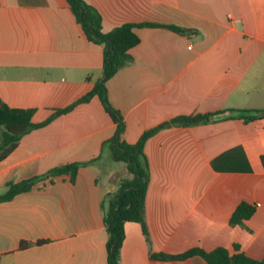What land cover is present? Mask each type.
Here are the masks:
<instances>
[{
	"label": "crops",
	"instance_id": "obj_1",
	"mask_svg": "<svg viewBox=\"0 0 264 264\" xmlns=\"http://www.w3.org/2000/svg\"><path fill=\"white\" fill-rule=\"evenodd\" d=\"M108 32L137 26L132 60L106 82L108 99L124 121L121 139L180 115L210 113L209 121L170 125L144 144L149 177L145 236L124 224L120 264H207L199 255L157 260L192 247L234 244L264 261V117L245 122L229 109H264V0H85ZM103 69V46L87 39L67 0H0V99L34 108L45 120L88 93ZM116 124L97 96L24 134L0 161V193L8 182L47 173L31 189L0 202V264H107L102 201L131 178L109 169L108 140ZM123 163V162H122ZM126 167V164H123ZM127 169V168H126ZM241 202L255 206L243 225H231ZM35 242L19 247L20 241Z\"/></svg>",
	"mask_w": 264,
	"mask_h": 264
},
{
	"label": "trees",
	"instance_id": "obj_2",
	"mask_svg": "<svg viewBox=\"0 0 264 264\" xmlns=\"http://www.w3.org/2000/svg\"><path fill=\"white\" fill-rule=\"evenodd\" d=\"M76 20L81 25L83 32L90 41L103 46V69L102 75L93 88L76 101L64 108H56L45 120L33 122L34 108L10 107L0 99V161L6 157L16 146L21 137L32 129L46 125L56 116L70 111L76 104L87 102L93 96L101 101L105 111L116 124L113 136L108 140L112 151V159L126 164L131 178L120 180L119 188L114 193H109L102 201L104 208L103 220L108 232L106 241L107 264H120V250L125 237L124 224L134 221L141 224L143 232L148 237L144 223L145 194L148 184L149 169L148 161L144 153L145 141L156 131L170 125L191 126L209 121L210 113H196L180 115L163 122L154 128L144 131L134 143H128L121 139L124 130V121L119 110L114 108L108 99L106 82L122 66L127 65L132 57L129 50L139 42V37L134 29L137 26H162L175 31L182 28L175 25L159 23H124L112 28L108 32L102 30V17L99 11L85 0H67ZM229 111L230 117L241 118L248 122L264 117V109H229L221 110L216 114ZM88 162H74L51 168L47 173L24 179L18 182H8L5 190L0 193V202L11 200L15 195L25 192L41 178L69 174L71 181L80 166ZM264 168V156H261ZM255 212V206L247 202L237 205L229 223L231 225H243ZM42 240L35 242L20 241L19 247L24 248L32 244H41ZM234 253L223 246H217L212 250H204L200 247H192L182 253L168 255L164 253H152L151 257L157 260H182L193 255L201 256L207 264H264L263 260L252 258L239 250L234 244Z\"/></svg>",
	"mask_w": 264,
	"mask_h": 264
},
{
	"label": "rangeland",
	"instance_id": "obj_3",
	"mask_svg": "<svg viewBox=\"0 0 264 264\" xmlns=\"http://www.w3.org/2000/svg\"><path fill=\"white\" fill-rule=\"evenodd\" d=\"M123 164L124 163L119 162L116 165H113L112 162L106 161L105 162V166H104V170H105L104 172L108 171L109 169H111V170L113 169V170H115V172L117 174L122 175L123 173L127 172V169H126V167Z\"/></svg>",
	"mask_w": 264,
	"mask_h": 264
}]
</instances>
